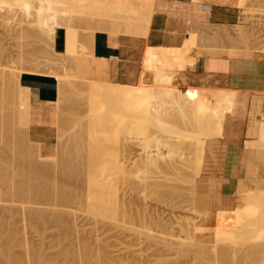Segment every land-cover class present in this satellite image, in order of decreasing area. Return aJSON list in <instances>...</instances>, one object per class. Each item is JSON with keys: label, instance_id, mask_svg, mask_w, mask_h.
Masks as SVG:
<instances>
[{"label": "rangeland", "instance_id": "obj_1", "mask_svg": "<svg viewBox=\"0 0 264 264\" xmlns=\"http://www.w3.org/2000/svg\"><path fill=\"white\" fill-rule=\"evenodd\" d=\"M13 1H17V0H13ZM13 1H10V2H8V4L5 5V7L8 6L7 9L4 7L8 11V13H7V11H4V13L6 12L7 15L9 14V16L11 15V13L16 14L15 17H12L14 19H12L10 17L9 20H11V19L12 20L8 22L6 20L7 17H5L6 14L4 17L2 16L3 19L5 18V21L3 19H0V57H1L0 58V69L2 68L0 70V73H1L0 74V77H1V79H0V90H1L0 91V99H1V101H0V235H1L0 241H1V239L6 240V242H8V244L10 246L8 251L11 250V252H12V253L8 254L10 256H8L7 254L4 255L1 253L0 254V260H2V261L0 262V264L3 262V260L6 261V259H8V257H11V255H13L14 257L13 256L12 257L16 258V259H17V257L20 258V261L23 262L22 264H78V262L79 263L81 262V260L78 259L79 255L76 254L78 258L76 256H73L74 254L70 253L68 251V249L69 250L73 249V250L77 251V248H81L80 243H83L84 241H86L87 243L90 242V244L93 248L94 247L96 248L98 246L97 248L101 249L103 252L105 251L106 254H104V255L106 257L105 259H107V260H105L102 264H104V263H106V264H173V263L174 264H197V262H200L198 258H200L201 252H198V255H200L199 257L197 254L195 255V256H197L196 259H198V260H196L195 257L193 258L191 256L192 254L191 255L188 254V251H186V250H188V248H186V250L184 249V251H183L181 249H183L184 247L183 248H181V247L184 245L180 244L181 245V247H180V245L177 243V241H179L181 239H183L185 241L184 238H185V236H187V234H186L187 231H185L183 229V226L185 224H187L186 222L191 221L190 223H193V222L199 221V216H198L199 215L198 214L199 209L193 204L195 199L192 202V199H190V198L195 195L196 174H199L200 171L194 172L192 169H190V167H188L189 168L188 169L186 166L188 172H192V174L190 175V173H188V172H186V173H188V174H186L184 171L183 172L185 174H182V170H180V167H182L184 164L178 163L179 170L175 169V171H178L183 176L184 175H186V176L190 175L188 181H186L188 176L187 177L186 176L183 177L182 175L180 176V178H182V177H183V179L186 178V179H184L186 181L185 182V181H182L183 179L182 180L177 179V178H179L178 176L176 179H172L174 177V175L171 174L172 172H170V169H169L170 173L167 170L160 171V172L159 171L155 172L156 171L155 170L153 172V171H147L146 168L142 167L140 163H141V157H142L143 151L141 149V145L139 144V140H140L139 137L141 136V134L138 133V131H139L138 128L132 129V127L135 126L137 123L136 116L133 113H131V111L129 109H127L125 102L121 98L122 93L119 92L116 97H111V98L106 100V99L101 97L100 87L97 85H96L97 86L96 87L92 84L95 81V77L102 73L103 68L101 66H99L96 74H94V73L88 74V69L86 68V65H84V64H88V61L90 60L89 57H86L89 60L85 58L86 60L84 61V64H82L81 67H79V68L75 67V65L73 66V64H71L72 62L69 59H68V61H65V66L58 65L60 63V61H58L59 56L60 55L68 56L69 55V49L65 46L60 45V44L55 45L54 44L55 42L53 40L51 41L53 43V45L49 46L46 43L47 40H46V36H44L45 34H42L40 32L41 36L45 37L44 39L46 41L44 39H42V37L39 34V37H41V39H42L41 40L37 36V33L39 31V27L37 26V28H36V26H34L36 24L33 23V22H36L35 19L32 21V19H31L32 16H31V18H29V19L32 22L28 21L29 20L28 18H27L28 22L23 21V19L25 17L23 14L24 10L23 11L21 10V8H23V6L20 5L21 3L18 2L19 0L17 1V3L19 5L16 2L13 3ZM66 1H68V2L67 3L59 2L57 4L58 7L62 8V7L71 6V2L73 0H66ZM249 1L251 3L247 4ZM90 2L92 3V5H96V4L98 5L99 3H102V0H78V3H81V4L86 3V5H81L79 7V12H78L79 15H77L78 17L83 12L85 6H87L86 8H88V9H92L94 7V6L93 7L89 6ZM236 2L241 6V9H242L241 18L237 23H235V24H218V25H207V24L200 25L196 29V33H194V32L192 33L195 37H193V35H192V38H191L192 40H190L188 43H186L185 46H183V48L181 49L182 51L180 53L167 52L164 55L165 56L164 60H163L164 66L161 68L160 72L156 75V77H158V78L159 77L160 78H166L167 77V78L173 79L176 81L175 83L177 86H179L181 88H186V85L178 83L179 81L176 78V71L184 68V66L181 65L182 62L186 63V61H187V62L193 63L194 57L188 56V53L191 51V48H192L193 44L195 43L196 36L198 37V39L200 40V42L202 44V47L199 49V53H204L206 55H225V56H229V57H252L247 52H245V49H247V47L255 49V50H256V48H261V46L264 47V5H263L264 0L263 1L262 0H237ZM254 4H255V6H254ZM257 4L258 5L260 4L259 7ZM250 5H251V7H250ZM82 6H83V8H81ZM10 7H12L13 9H11ZM89 7H91V8H89ZM5 9H3V10H5ZM260 12H261V15H260ZM82 15H84V13L81 14V16H80L81 19L80 18L78 19L76 16V19L73 21V25H74L73 28L74 29H80L79 31H81V32L87 30V28H89V30H91V31H107V32H109V30H110L109 27L106 24H104L102 21L99 20L97 14H93L91 16L88 15L86 18H84V16H82ZM9 16H8V18H9ZM2 17H0V18H2ZM33 26H34V29H33ZM26 27H27V29H25ZM84 27L86 29H84ZM63 28L66 29L68 27L63 26ZM32 29L35 31L34 32L28 31V30H32ZM244 29H245V31H244ZM241 31L243 33V36H242ZM31 32H33L36 35H32ZM244 34H245V37H244ZM137 35H141V34H137ZM246 35H247V38H246ZM252 41H253V43H252ZM245 43H247V44H245ZM249 45H252V46H249ZM44 46H46V47H44ZM37 54L38 55L40 54V55L38 56ZM24 55H25V57H27V59L26 58L24 59ZM173 55H178V57L175 58ZM29 57H31V58H29ZM32 58H33V60H35V59H39V60H43V61L54 60L55 63L59 62L58 64L57 63L55 64L54 61H50L51 64L54 63V65H56L54 67V69L57 68V70L55 69L57 71L56 74H58V75L60 74L59 76L62 77L64 75L69 74V73L66 74L65 73L66 71L70 72L71 76H69V77L73 78L72 76H74V78H73V79H75L74 83H77V84H74L73 88L72 87L69 88L70 92L68 91V93H67L69 99L71 98L69 100L70 102L67 101V105L65 104L61 109L58 108L59 109L58 111H61L60 113L58 112L57 118H56L58 136L56 139V143H55V145L51 151V153H53V154L55 153L54 154L55 156L53 154H49L47 156L48 158L46 156L42 157L40 155V148L39 147L37 148L38 145L35 143H34L35 144V147H34L33 142L29 139V137L27 135V131L25 128H27L28 126L23 121V118H21V110L22 109L20 107V102H19V98H18V87H16V89H15L14 86L12 85V84H15V83H12L13 78H12V80H10V78L12 77V76L10 77L12 71H15V70L19 71V69H20V71L29 70V68H30L29 66H33V65H30V63L33 64V60H31ZM23 59H24V61H23ZM25 60H28V62ZM82 66H84V69H87V70H84ZM74 67L77 70L79 69L78 70L79 73H80V69H81L80 75H79V73H77V70L74 69ZM45 68H47V67L45 66ZM56 71H54V72H56ZM62 71H64V72L62 73ZM77 76H79V77H77ZM6 77H8V78H6ZM82 77H85L87 82ZM76 79H79V80H76ZM4 81L6 82V85H5ZM8 81L11 84H9V86L7 88V85L9 83ZM88 82H90V83L92 82L91 86H90V84L89 85L87 84ZM146 82H148V83L151 82L150 76L146 77ZM125 84H126V86H123V87L131 88V89H134L136 86H138V83H135V84L125 83ZM80 88H83V89H80ZM187 88L190 89V92H189V94H186V93L182 94L181 103H182V106H184L186 108L187 112H189V113L191 112V110L193 108H200L201 109L202 105H209L212 108H215L218 105L219 106L221 105L222 107H224L226 102H227V98H226V94L224 92H221V91L234 90L232 88H210V87L209 88H197V87H190V86H187ZM10 89H11V91H10ZM7 90H8V92H7ZM71 95H72V97H71ZM8 97H10V98H8ZM16 97L18 98V100L16 99ZM6 98L9 101V103L7 102ZM77 98H79V100H77ZM93 100L94 101L96 100V104H94L92 107L87 108L88 107L87 104L88 103L91 104L93 102ZM4 101H5V103H3ZM79 101L81 103H83V102L84 103L81 104ZM77 102H79L78 107L79 106L81 108L83 107L82 110L81 109L79 110L77 108ZM8 104H10V105H8ZM169 104H171V103H169ZM254 107L257 109L259 115H261V113L263 112V117H264V101H260V102L256 103ZM4 108H6V109H4ZM76 108L78 109V113H77V110H75ZM9 109H10L11 113H10ZM11 109H13V110H11ZM5 112L8 115L10 113V115L8 116ZM72 113H74V114H72ZM3 114H4V116H3ZM60 114H61V116H60ZM76 114H79V115L77 116ZM72 115L76 118V121ZM81 116L84 118V123H83V121H81V118H82ZM79 117H80V119H79ZM91 119H97L99 122V125H100L97 138L94 140V142H98V147H99V149H97L98 148L97 146H96L97 148L95 147L99 151L98 161H97L96 165L93 166L92 169H90V174H89V177L91 178L92 186L94 187V195H95V197H97L95 199L99 202H103V203L109 204V205H116V204L122 203V202H127L128 204H130L131 205L130 207L132 210L128 213L129 215H131V218H129L131 220H128L129 222H125L123 216L120 213H119L120 215L118 214L119 215L118 217H110V216L104 215L102 213L101 214H94L93 212H91L89 210L86 211L87 205L84 202L85 197L82 199L83 195L85 194V190H86L85 189L86 188V182H85L86 179L84 178V181H83V177L86 175V174H84V172H86L85 171V168H86L85 163L87 162V160L89 158L87 154H89V152L91 150V142L89 141V139H87V137H88L86 134L87 128L85 126L88 125L87 120H91ZM206 119H207V116H204L203 122H205ZM12 120L15 123L12 122ZM80 121H81V123H80ZM77 122H79L80 124ZM103 123H105V125L102 126ZM60 124H61V126H60ZM82 124H83L84 129L82 127ZM75 125L76 126L79 125L81 127H79V126L76 127ZM216 127L221 128L222 124L218 123ZM76 128H78V130ZM151 129L153 130V134L150 136L151 139L154 140L156 137H161L163 139H165V138L167 139L166 133L159 131L155 127H151ZM10 130L12 132H10ZM77 131H78V133H77ZM13 133H15V134H13ZM22 134H24V135H22ZM71 134L72 135L75 134L73 136L74 137L76 136L78 138L75 137L76 140H73L74 137ZM78 134L79 135L81 134V135L79 136ZM82 134L85 136H83ZM204 134L212 136L211 132L206 131V130H205ZM67 135H68V137H67ZM23 136H25V137H23ZM81 136L84 138H81ZM65 137H67V138H65ZM255 137H256V135H255ZM187 138H189V140H191V142L194 141L193 147L199 146V142L197 141L196 138H194L193 140L190 137H187ZM62 139H63V141H62ZM77 139H79L81 142ZM185 139H184V141H185ZM22 140H24V141L22 142ZM87 140L89 142H87ZM69 141H71V142H69ZM74 142H75V144H73ZM79 142H80V144H79ZM154 142L155 141H153V143ZM189 142H187V143H189ZM23 143L26 145H24ZM68 143H70V144H68ZM76 143H78V145ZM182 143H183V140H182ZM185 143H186V141H185ZM61 144H63V146ZM70 145H71V147H70L71 151L69 149V152H68L66 148H68ZM190 145L188 144V146H187V147H189V149H190ZM74 146H75V148H73ZM87 146H88V148H87ZM8 147L9 148L11 147V148L9 149ZM187 147L186 148L184 147V150H186ZM191 147H192V145H191ZM63 148L65 151L63 150ZM25 149H26V151H25ZM27 149H29V150H27ZM182 149H183V147H182ZM76 150L77 151L81 150V151L75 152ZM82 150H84V151H82ZM188 150H186V151H188ZM191 150H192V148H191ZM62 151H64L63 152L64 155L61 154ZM186 151L182 150L183 156H185V157L188 156L187 154H184ZM193 151H191V153ZM65 152L66 153L68 152V154H66ZM188 152L190 153V151H188ZM188 152H186V153H188ZM79 153H81V154H79ZM25 155H26V157H28V159H26ZM43 155H45V154H43ZM51 155H53L54 158L49 157ZM75 156L77 159L75 158ZM21 157H23V158H21ZM62 157H64V158H62ZM49 158H51L50 160H53V161H50ZM58 158L59 159L62 158V159L59 161ZM69 158H71V159H69ZM21 159L22 160L24 159L23 160L24 162ZM30 159H31L32 163L30 162ZM68 159L71 162H69ZM77 160H80V163H78ZM34 161H35V163H34ZM81 161L83 162V164H81ZM25 162H27V163L25 164ZM41 162H43L44 165ZM67 162H69V163H67ZM72 162L75 164L74 165L75 167H73ZM47 163L50 165L51 170H50L49 165H47ZM51 163H53V164H51ZM32 164H34V165H32ZM58 164H60V165H58ZM76 164L79 165L78 167L81 166L84 168L83 169L79 168V169H81L79 171L78 168L76 167ZM181 164H182V166L179 167V165H181ZM51 165H54V166H51ZM22 166H24V167H22ZM31 167L32 168L34 167V169L36 168L33 171L36 172V174H38L39 178L37 177V175H34L35 173L33 171L30 172V170H32ZM44 167H45V169H44ZM65 167L68 169H65ZM72 167H73V169H72ZM139 167H141L143 170V173L147 174V176H148V178H147L148 180L146 182H144V183H146V184H144L146 186H144V185L141 186L142 183H140L138 178L133 176V174L128 175L124 172L125 169L126 170H131V169L137 170ZM75 169H77V171H76L77 173L80 172V173H78L79 175L74 172ZM183 169H184V167H183ZM40 170H42V171H40ZM47 171L49 172L48 176H47V173L42 174L43 172L45 173ZM166 171L168 173H166ZM32 172L34 175V176L32 175L33 177L31 176ZM162 172H164V173H162ZM178 172H175V173L177 174ZM59 173L62 176L63 175H65V176L62 178V176ZM67 174H69V175L71 174V175L67 176ZM74 174H76L77 176L75 175L76 176L75 177ZM40 175H42V176H40ZM26 176H27V178H26ZM71 176H72V178H70ZM60 177L62 179H60ZM66 177H68L67 178L68 180H66ZM168 177H170V178L168 179ZM190 177H191V179H190ZM30 178H32V179H30ZM40 178L42 180L41 182H40ZM5 179H6V182H8V185L4 181ZM46 179H48V181ZM69 179H70V181H69ZM30 180H34V181L32 182ZM35 180L37 183L35 182ZM51 180H53V181H51ZM81 180H82V182H81ZM55 181H56V183H54ZM68 181L70 183L67 184L66 182H68ZM71 181H73V182H71ZM157 181H158V183H157ZM47 182H49V185L47 184ZM60 182H61V184H59ZM150 182H151V184H150ZM159 182H161L162 185H165V183H166L167 186H162ZM32 183H34V185L36 183V185L34 186ZM63 183H64V185H63ZM75 183H76V186H75ZM155 183H157L158 186H155ZM38 184L39 185L41 184L40 187H42V188L38 187L39 186ZM58 184H59V186H58ZM72 184L76 188L74 186H72ZM31 185H33L32 188H31ZM55 185H56V187H55ZM67 185H68V187H67ZM25 186H26V188H25ZM44 186L46 187L47 192H45V190H43V189H45ZM63 186H65V187H63ZM47 187L49 189H47ZM60 187L63 191L61 189L58 191V188H60ZM73 187L75 190H73ZM157 187H161V188L157 189ZM56 188H57V191H56ZM67 188L70 189L69 190L70 193L68 192ZM53 190H55L56 192L55 191L53 192ZM78 191H79V194H77V195L78 196L80 195L79 198H81L82 200L78 199L76 197V193H78ZM9 192H10V194H8ZM12 192H14V193H12ZM44 192L46 193V195ZM58 192H60V193L57 197ZM38 193H40V195H37ZM42 193H44V194H42ZM61 193H63V194H61ZM66 193L68 195V198H66L67 197ZM47 194H49V196ZM44 195H45V197H44ZM60 196H61V198H60ZM63 196H65V197H63ZM48 198H50V199H48ZM57 198H59V200H61L59 203H58L59 200L57 201ZM69 199L70 200L72 199L71 201L74 200L76 203L74 201L73 202L70 201L71 202V205H70ZM62 200H64L65 202ZM66 200H68V201H66ZM66 202H67V206H65ZM14 209H15V211H14ZM62 210H63V212H60ZM65 210L68 211L67 216H65L66 220H65V218H62V217H64L63 215H66ZM55 211H56V213H55ZM72 211H73V214L71 213ZM58 212L63 213V215L59 214ZM59 215H61L62 217H59ZM12 217H13V219H12ZM16 217H18V218H16ZM85 218H86V221H85ZM14 219H15V221H14ZM78 219H79V221H76ZM153 219H154V221H153ZM3 220H5L4 221L5 223L3 222ZM61 221H63V222H61ZM149 221L150 222L152 221L153 223H151V225H150ZM1 222H2V224H1ZM160 223L162 224V226H160L161 225ZM3 224L6 227L3 226ZM147 224H149V225H147ZM164 225H166V227H167V228H165V230H164ZM150 226H152V227H150ZM171 226H172V228H171ZM160 229H162V230H160ZM10 230H11V232H10ZM168 230H171V232H169ZM4 232H6V233H4ZM146 233H151V234H154L155 236L153 235L154 237L150 236L147 238V236H149V235H146ZM81 234L83 237L81 236ZM8 235L11 237H8ZM6 236H7V239L5 238ZM167 238L169 240L171 238V240L176 241V244H175V242L171 243L172 246L170 244H167L165 242V239H167ZM83 239H85V240H83ZM155 239H157L159 242ZM186 241H190V239L187 238ZM196 241H199V240L195 239V242ZM3 242H5V241H3ZM231 242L233 245L232 244H230V245H231V247H233L234 246V239H221V240H214V241L213 240H205V244H204L205 246L204 245L203 246H204V249H206V248L209 249V247H211L212 250L213 249L215 250V248H212V246L213 247L216 246V249L222 248V246H223L222 243H223L224 244L223 247L229 248L227 246ZM196 243H198V242H196ZM225 243H227V245ZM195 244H193L194 246H192L190 244L192 246V248H190L191 251L190 250L189 251L190 252L193 251L192 252L193 254H195V252L197 253V251L192 250L193 247L197 246V249L199 248V250H202V249H200L201 245H199V244L195 245ZM206 244H208V245H206ZM215 244H217V245H215ZM234 248H236V245ZM175 250H177V252ZM195 250H196V248H195ZM228 250H230V249H228ZM234 251L232 252V254H230L231 252L228 253V255H230V256L228 258L227 263H229V264L231 261H233V260L229 261L230 258H232V259L235 258V255L240 251L238 253V255H236L239 257V255H242L241 251L243 252V250H241V249L239 251L236 250L235 253H234ZM183 252H185V253L182 254ZM32 254L34 257V261L32 260ZM35 254H37L36 255L37 259L34 256ZM1 256H2V258H1ZM3 256H5V257L7 256V257L3 258ZM28 257H30V258H28ZM23 258H24L25 262H24V260H22ZM177 258H178V260H177ZM30 259L33 262H31ZM157 260H159V263ZM192 260H193V262H192ZM201 260H203V259H201ZM220 261H221V264H224V263H222V260H219V262ZM28 262H30V263H28ZM96 262H98V260L94 259V260H91L89 263L90 264H96ZM201 262H200V264H201ZM204 262H206V261L203 260L202 264H211V263H207V262L204 263ZM89 263H87V264H89ZM259 263L263 264L262 261H259ZM213 264H217V262H214ZM231 264H232V262H231Z\"/></svg>", "mask_w": 264, "mask_h": 264}, {"label": "bare ground", "instance_id": "obj_2", "mask_svg": "<svg viewBox=\"0 0 264 264\" xmlns=\"http://www.w3.org/2000/svg\"><path fill=\"white\" fill-rule=\"evenodd\" d=\"M10 1H13V0H0V17H2V16L4 17L5 16L6 12L4 13V11H7L6 9L8 8V6L5 7V5L8 4V2H10ZM17 1H13V3L14 2L17 3ZM132 1H134V0H132ZM138 1L141 2V0H138ZM138 1H136V2L138 3ZM18 2H20L21 3L20 5L23 6V8H21V10L22 11L24 10V13L23 12L22 13L26 17L25 18L23 16L24 17L23 21H27L29 18H31V16H32V18H31L32 21L35 19L36 22H33V23L36 24V25H34V26H36V28H37V26L39 27V31L37 33V36L38 37H39V34L41 36V33L42 34H45L44 36H46V40H47L46 43L49 46L50 45H53V43L51 42L53 40L55 42L54 43L55 45L60 44V45L65 46V47H67L69 49V55L68 56H65V55H60L61 57L59 56V60L58 61H60V63L58 62L59 63L58 64L56 62L58 65L65 66V61H68V59H69L72 62L71 64H73V66L75 65V67L79 68V67H81L82 64H84V61L86 59H88L86 57H89L90 60L88 59L89 60L88 61V64H84V65H86V68L88 69V74H91V73L96 74L97 71H98V67L99 66H101L103 68L102 73L95 77L94 83L91 82L94 86L97 85V86L100 87L101 97L107 100V99H109L111 97H116L119 92L122 93L121 94V96H122L121 98L125 102V105H126L127 109H129L131 111V113H133L136 116L137 123H136L135 126L132 127V129L138 128L139 129L138 133L141 134V136L139 137V139H140L139 140V144L141 145V149L143 151V154H142V157H141V163H140L142 167L146 168L147 171H153V172L155 170H156L155 172H157V171L160 172V171H164V170H167L169 172V169H170V172H172L171 174H173L174 177L176 176L175 178L173 177L172 179H176L177 176H178L179 178H177V179H179V180H182L183 177L186 176V175L183 176L182 174H185L186 172H188V170H187L188 167H190V169H192L194 172L200 171V173H201V170H202V167H203V161H204L205 146H206L207 141L209 139L213 138V137H216V136H219V135H222L223 134V131H224V128H225L224 127L225 126V123H227L229 121V115L234 112L235 104H236V96H237V90L236 89L229 90V91H225V90L224 91H221V92H224L226 94V98H227V102H226V104H225L224 107H222L221 105L220 106L218 105L215 108H212L209 105H202L201 106V109L200 108H193L190 113L187 112L186 108L184 106H182L181 97H182V94H185V93L186 94H189L190 89H188L187 87L186 88H181V87L177 86L176 83H175L176 81L173 80V79H170V78H167V77L166 78H160V77L158 78V77H156V75L160 72L161 68L164 66V64H163V62H164L163 60H164V57H165L164 55L167 52L180 53L182 51L181 49L183 47H181V48H177V47H175V48H173V47L172 48L171 47H157V48L156 47H147L148 48V49L146 48L147 49L146 50L147 51L146 52L147 54L144 57L145 59H143L144 72L141 75V78H139L140 80L138 82V86H136L134 89L127 88V87H123V86H126L125 83L113 82V81L109 80V78L107 76V72H106V65L104 63H102L99 59H97L95 57V55H94V46H95V43H96L95 42V39H96V33H97V31H91V30H89V28H87V30L81 32V31H79L80 29H74L73 28L74 27L73 21L76 19V16L79 15L78 14L79 7L81 5H86V3L81 4V3H78V0H73L71 2V6L59 8L58 5H57L59 2L67 3L68 1H66V0H19ZM249 3H251V2L249 1L247 4H249ZM259 5H258V7H259ZM89 6H91V7L94 6V7L92 9H88V8H86L87 6H85L83 12L81 11L82 12L81 14L84 13V15H82V16H84V18H86L88 15L91 16L93 14H97L99 20L102 21L104 24H106L109 27V29H110L109 32L128 33V34H132V35H137V34L147 35L148 34L149 29H150V25H151V21H152V17H153V14H154V9H155L153 7L152 0H142V3H140V4L138 3V5H134L132 2H130V0L129 1H123V0H102V3H99L98 5L97 4L96 5H92V3L90 2L89 3ZM254 6H255V4H254ZM91 7H89V8H91ZM250 7H251V5H250ZM10 8L13 9L12 7H10ZM81 8H83V6ZM3 9H5V10H3ZM7 13H8V11H7ZM13 14L14 13H11L10 16H9V14L8 15L6 14L5 17H7L6 20L8 22L11 21L12 19H14L12 17H15L16 14H14V15ZM81 14H80V16H81ZM260 15H261V12H260ZM8 16H9V18H8ZM80 16L79 17L77 16V18L79 19ZM3 17L0 18V19H3ZM10 17L12 18L11 20H9ZM3 20L5 21V18ZM28 21L32 22L30 19ZM34 26H33V29H34ZM63 26H66L68 28L64 29ZM25 29H27V27ZM33 29L32 30H28V31H33L34 32L35 30H33ZM84 29H86V28L84 27ZM244 31H245V29H244ZM33 32H31L32 35H36ZM241 33H242V31H241ZM192 35L193 34H191V37L188 40L184 41L185 42L184 46L186 45V43H188L190 40H192L191 39L192 38ZM44 36H41L42 39L45 38ZM242 36H243V33H242ZM41 37H39V38L41 39ZM193 37H195V36L193 35ZM244 37H245V34H244ZM246 38H247V35H246ZM252 43H253V41H252ZM245 44H247V43H245ZM249 46H252V45H249ZM44 47H46V46H44ZM245 52H247L252 57H264V47H262V46H261V48H256V50L247 47V49H245ZM173 56L175 58L178 57V55H173ZM25 58L27 59V57H25V55H24V59ZM29 58H31V57H29ZM24 59H23V61H24ZM31 60H33V58ZM25 61L28 62V60H25ZM50 61H54V60H46V61H43V60L35 59V60H33V64L30 63V65H33V66H29L30 67L29 70L20 71V69H19V71H16L14 69L15 71H12L11 72L10 77L11 76L12 77L11 78L9 77V78H10V80H12V78H13L12 83H15V84H12V85L14 86L15 89H16V87H18V98H19V102H20V107L22 109L21 110V118H23V115H27L29 113V106H30L29 98H28V95L26 94V89L23 88V87H21L20 82H19V78H20L21 74L23 72H26V71L27 72H31V73H39V74H47V75H53V76H55L58 79V82H59V88H58L59 89V94H58L59 95V98H58V100H56L57 101V103H56L57 104V107L59 109H61L65 104L67 105V101L70 102L69 100L71 98L69 99L67 93H68V91L70 92L69 88H71V87L73 88L74 87V84H77V83H74L75 82L74 81L75 79H73L74 76H72L73 78L69 77V76H71V74H70V72H67L66 71L65 73L66 74L69 73V74H67V75H64L63 74L64 76L60 77L59 76L60 74L59 75L56 74L57 73V71H56L57 68H55L56 70L54 69V67L56 66V65H54L55 61H54L53 64H51ZM187 64H192V62H187V61H186V63L185 62L184 63L182 62L181 65L185 67ZM45 66L47 68H45ZM75 67H74V69H76ZM82 67L84 69V66H82ZM87 69H84V70H87ZM78 70H77V73H79ZM54 71H56V72H54ZM63 72L64 71H62V73ZM80 73H81V69H80ZM80 73H79V75H80ZM148 76H150V78H151V82H149V83L146 82V77H148ZM77 77H79V76H77ZM6 78H8V77H6ZM82 78L85 79V77H82ZM0 79H1V77H0ZM76 80H79V79H76ZM85 81L87 82L86 79H85ZM10 82L8 83L7 88L9 86V84H11ZM4 83L6 85V82L5 81H4ZM91 83L88 82L87 84L88 85L90 84V86H91ZM80 89H83V88H80ZM10 91H11V89H10ZM7 92H8V90H7ZM71 97H72V95H71ZM8 98H10V97H8ZM6 100H7V98H6ZM77 100H79V98H77ZM0 101H1V99H0ZM7 102L9 103L8 100H7ZM79 102H77V108L79 110L80 109L82 110L83 107L82 108L80 106L78 107V103ZM3 103H5V101ZM83 103H81V104H83ZM169 103H171V104H169ZM94 104H96V100L95 101L93 100V102L91 104L88 103L87 104V106H88L87 108L92 107ZM8 105H10V104H8ZM34 108H33V111H34ZM77 108L75 110H77V113H78V109ZM4 109H6V108H4ZM11 110H13V109H11ZM9 111H10V109H9ZM58 112L60 113L61 111H58ZM10 113H11V111H10ZM10 113H9V115H10ZM4 114H3V116H4ZM72 114H74V113H72ZM33 115H34V113H33ZM76 115L78 116L79 114H76ZM60 116H61V114H60ZM204 116H207V119H206L205 122H203V117ZM73 118L76 121V118L74 116H73ZM79 119H80V117H79ZM81 121H83V123H84V118L83 117L81 118ZM81 121H80V123H81ZM87 121H88V125H86L85 127L87 128V130H86V134L88 136L87 139H89V141L91 142V150H90L89 154L86 153L89 158L87 157L88 160L85 163L86 164V168H85V171L86 172H84V174H86L85 175L86 177L83 175L84 176L83 177V181H84V178L86 179L85 180V182H86V188L85 189L86 190H85V194L82 192L84 194L83 197H82V199L85 197L84 198V202L87 205V210L86 211L89 210V211L93 212L94 214H101L102 213V214L107 215V216H110V217H118L121 214L123 216V218H124V221L125 222H129L128 220H131V219H129V218H131V215H129L128 213L132 210L131 207H130L131 206L130 204H128L127 202H122V203H118L116 205H109V204H105L103 202H99V201H97L95 199L97 197H95V195H94V187L92 186L91 178L89 177V174H90V169H92L93 166H95L96 163H97V161H98L99 151L97 149H99V147H98V142H94V140L97 138L98 130H99L100 125H99V122H98L97 119H91V120H87ZM12 122H14V121L12 120ZM77 123H79V122H77ZM218 123H221L222 124V127L221 128H217L216 127ZM103 125H105V123H103L102 126ZM60 126H61V124H60ZM77 126H79V125H77ZM79 127H81V126H79ZM82 127H83V124H82ZM151 127H155L159 131H161L163 133H166L167 134V139L166 138L163 139L161 137H156L154 140L151 139L150 136L153 134V130L151 129ZM25 129H27V128H25ZM76 129L78 130V128H76ZM83 129H84V127H83ZM205 130L211 132L212 136L204 134ZM10 132H12V131L10 130ZM253 132L256 135L255 139H253V140H247V143L248 144H253V145L264 146V117H263V112L261 113V115L257 114L254 117ZM15 133H13V134H15ZM77 133H78V131H77ZM232 133H233V131H232ZM22 135H24V134H22ZM73 135H75V134H73ZM83 136H85V135H83ZM225 136H227V135H225ZM23 137H25V136H23ZM67 137H68V135H67ZM67 137H65V138H67ZM75 137L73 138V140H76ZM187 137H190L192 140L194 138H196L197 141L199 142V146H194L193 147V142L194 141L191 142V140H189V138H187ZM76 138H78V137H76ZM81 138H84V137L81 136ZM183 138L184 139L186 138L185 139L186 143H185V141H184ZM79 139H77V140H79ZM182 140H183V143H182ZM23 141L24 140H22V142ZM62 141H63V139H62ZM89 141L87 140V142H89ZM153 141H155V142L153 143ZM69 142H71V141H69ZM80 142H79V144H80ZM187 142H189V143H187ZM33 144H34V142H33ZM35 144H37V141H36ZM35 144H34V147H35ZM68 144H70V143H68ZM73 144H75V142ZM76 144L78 145V143H76ZM188 144L189 145L190 144L192 145V147L190 145V149H189V147H187ZM24 145H26V144H24ZM38 145H39V143H38ZM61 145L63 146V144H61ZM75 146L73 148H75ZM38 147L39 146H37V148ZM70 147H71V145L68 148H66L68 152H69ZM182 147H183V149H182ZM184 147L185 148L187 147L186 150L189 149L188 151H190V153L188 151L184 150ZM87 148H88V146H87ZM191 148H192V150H191ZM181 149L183 151L188 152V153H186V152L184 153V154H187L188 156H186V157L183 156V152H182ZM27 150H29V149H27ZM63 150H64V148H63ZM25 151H26V149H25ZM64 151H62V153H61L62 155H64L63 154ZM70 151H71V149H70ZM78 151L80 152L81 150H78ZM78 151L76 150L75 152H78ZM82 151H84V150H82ZM191 151H193V152L191 153ZM68 152L67 153L65 152V153L68 154ZM50 154H53V153H50ZM79 154H81V153H79ZM40 155L42 157H44V156L47 157L49 154L48 155H43L42 151L40 150ZM53 155H51L49 157L54 158L55 155L54 156ZM25 157H26V155H25ZM21 158H23V157H21ZM51 158H49V160ZM62 158H64V157H62ZM71 158H69V159H71ZM75 158H76V156H75ZM26 159H28V157H26ZM61 159L58 158L59 161ZM69 159H68V161H69ZM50 161H53V160H50ZM77 161H78V163H80V160H77ZM30 162H31V159H30ZM69 162H71V161H69ZM69 162H67V163H69ZM26 163L27 162H25V164ZM34 163H35V161H34ZM41 163H43V162H41ZM53 163H51V164H53ZM178 163L184 164L183 166H182V164L179 165V167L182 166V167H180V170H182V174H180L178 171H175V169L179 170ZM60 164H58V165H60ZM81 164H83L82 161H81ZM32 165H34V164H32ZM43 165H44V163H43ZM47 165H49V164L47 163ZM72 165H73V167H75L74 166L75 165L74 163ZM51 166H54V165H51ZM78 166L79 165L76 164V167L78 168L79 171L84 168V167H81V166L78 167ZM186 166H187V168H186ZM22 167H24V166H22ZM49 167H50V165H49ZM73 167H72V169H73ZM183 167H184V169H183ZM79 168H81V169H79ZM35 169L33 167L32 170H30V172L33 171V170H35ZM44 169H45V167H44ZM65 169H68V168L65 167ZM42 170H40V171H42ZM50 170H51V167H50ZM76 171H77V169H75V171H74L76 174L80 173V172L77 173ZM167 171H166V173H168ZM33 172L31 174V176L33 175ZM124 172L126 174H128V175L129 174L130 175L133 174V176H135L136 178H138L139 182L142 183L141 186L144 185V184H146L144 182H146L148 180L147 179L148 178L147 174H144L143 173V170H142L141 167H139L137 170H133V169L126 170L125 169ZM175 172H178L177 173L178 175ZM34 173H35L34 175H37V177H38V174H36V172H34ZM46 173H47V176H48V173H49L48 171L45 172V173L43 172L42 174H46ZM162 173H164V172H162ZM188 173H190V175L192 174V172H188ZM188 173H186V174H188ZM200 173L199 174H196V178H197L198 175H200ZM76 174H74V176ZM68 175L69 174H67V176ZM181 175L183 176L182 178H180ZM190 175H187L188 176V177L186 176L187 179L186 178H184V179H186V181H188ZM40 176H42V175H40ZM64 176L65 175H63L62 178ZM26 178H27V176H26ZM41 178H40V182L42 181ZM62 178L60 177V179H62ZM67 178L68 177H66V180H68ZM70 178H72V176ZM169 178L170 177H168V179ZM30 179H32V178H30ZM48 179H46V180L48 181ZM184 179L182 181H185ZM190 179H191V177H190ZM53 180H51V181H53ZM4 181L6 182V179ZM30 181L33 182L34 180H30ZM69 181H70V179H69ZM69 181L66 182V183L67 184L70 183ZM35 182H36V180H35ZM71 182H73V181H71ZM81 182H82V180H81ZM161 182H159V183L161 184ZM6 183L8 185V182H6ZM36 183H35V185H36ZM54 183H56V181ZM157 183H158V181H157ZM157 183H155V186H158ZM32 184L34 185V183H32ZM47 184L49 185V182H47ZM59 184H61V182ZM59 184H58V186H59ZM150 184H151V182H150ZM33 185H31V188H32ZM40 185L38 187H40ZM63 185H64V183H63ZM26 186H25V188H26ZM72 186H74V185L72 184ZM75 186H76V183H75ZM144 186H146V185H144ZM162 186H167V185L165 183V185H162ZM48 187H47V189L50 188V187L49 188ZM55 187H56V185H55ZM63 187H65V186H63ZM67 187H68V185H67ZM74 187H73V190H75ZM40 188H42V187H40ZM158 188H161V187H157V189ZM60 189H61V187L58 188V191ZM43 190H45V192H47L46 191V187ZM69 190L70 189H68V192L70 193ZM54 191L55 190H53V192ZM56 191H57V188H56ZM12 193H14V192H12ZM40 193H38L37 195H40ZM44 193H42V194H44ZM59 193L60 192H58L57 197H58ZM8 194H10V192ZM61 194H63V193H61ZM77 194H79V191H78V193H76V197L78 199H81V198H79L80 195L78 196ZM45 195H46V193H45ZM45 195H44V197H45ZM47 195L49 196V194H47ZM66 196H67L66 198H68L67 193H66ZM63 197H65V196H63ZM60 198H61V196H60ZM48 199H50V198H48ZM190 199H192V202H193L194 199H195V195L192 196ZM58 200H59V198H57V201ZM64 200H62V201H64ZM71 200L69 199V202ZM60 201L61 200H59L58 203ZM66 201H68V200H66ZM73 201H71V202H73ZM71 202H70V205H71ZM193 204L195 205V201H194ZM65 206H67V202H66V205ZM14 211H15V209H14ZM60 212H63V210L60 211ZM65 212H66V215H63V213H59L58 212L59 214H61V215L64 216V217H62L61 215H59V217L65 218V216H67V212L68 211L65 210ZM55 213H56V211H55ZM71 213L73 214V211ZM198 214H199L198 215L199 216V221L193 222V223H190L191 221H189V222L188 221L187 222L185 221L187 224H185V225L183 224L184 226L182 225L183 226V229L185 231H187L186 232L187 236H185V238H184L185 241L183 239L177 241V243L179 245L180 244L181 245H184L182 247L180 245L181 248L184 247L181 250L184 251V249L186 250V248H188V250H186V251H188V254H190V255L192 254L191 256L193 258L195 257V259L197 258V256H195V255L196 254L198 255V252H201L200 253L201 256L198 255V257L200 256V258L203 259L204 261H206L207 263L213 264L214 262H217V264L218 263L221 264V261L219 262V260H222V263L229 264V263H227L228 262V258L230 256V255H228V253L231 252L230 254H232V252L234 250H235L234 251V253H235L236 250L239 251L241 249V250H243V252L241 251L242 255H239V257L236 256L240 252L239 251L235 255V258H233V259L230 258L229 259V261L230 260H233V261H231L232 264L233 263L234 264H257V263L260 264L259 261H262V263L264 264V186L263 185L256 184L254 186H251V185L245 184V185L241 186L240 189H239V200H238V204L233 209H229V210H202V209H199V213ZM16 218H18V217H16ZM12 219H13V217H12ZM65 220H66V218H65ZM4 221L5 220H3V222ZM14 221H15V219H14ZM76 221H79V219L76 220ZM85 221H86V218H85ZM153 221H154V219H153ZM61 222H63V221H61ZM151 223H153V222L151 221L150 222V225H151ZM1 224H2V222H1ZM147 225H149V224H147ZM166 225H164V230H165V228H167ZM3 226H5V225L3 224ZM160 226H162V224ZM150 227H152V226H150ZM171 228H172V226H171ZM160 230H162V229H160ZM168 231L171 232V230H168ZM10 232H11V230H10ZM4 233H6V232H4ZM146 235H149V236H147V238L150 237V236L151 237H154L155 236L154 234H151V233H146ZM81 236H82V234H81ZM8 237H11V236L8 235ZM186 237L188 239H190V241H186V239H187ZM5 238L7 239V236ZM195 239H198L201 243L199 241H196V242H198V243H196L195 242ZM221 239H234V246L231 247V245H230V244H232V242H231L227 246L229 248L223 247L224 244L222 243V245H223L222 248H218L217 247L218 249H216V246L215 245H217V244H215L214 245L215 247H213L211 245L212 248H215V250L214 249L212 250L211 247H209V246H208L209 249H207V248L204 249L205 240H213L214 241V240H221ZM83 240H85V239H83ZM155 240H157V239H155ZM1 241H0V254L2 253L4 255H6V254L8 255L9 253H12L11 250L8 251L9 250V247H10L9 244H8V242H6V240H2V239H1ZM3 241H5V242H3ZM165 242L167 244H170V245H171V243H174V242L176 244V241L171 240V238H170V240L168 238L165 239ZM88 243L86 241H84L83 243H80V245H81L80 247L81 248H77V251L76 250H73V249H71V250L68 249V251L70 253H73L74 254L73 256H76L77 257V255H79V258L78 257L77 258L79 260H81L82 263L81 262L80 263L78 262V264H87L91 260H94V259L95 260H98V262H96V264H102L105 260H107V259H105L106 257L104 255V254H106L105 251L103 252L101 249L97 248L98 246L96 248L95 247L93 248L91 246L90 242H88ZM195 243L196 244H199L200 243L199 244V245H201L200 246L201 247L200 249H202V250H199V248L197 249V246L196 247H193L192 250L197 251V253L195 252V254H193L192 253L193 251L190 252L191 251L190 248H192V246H194L193 244H195ZM188 244L189 245L191 244L192 246L191 245L189 246ZM225 244L227 245V243H225ZM206 245H208V244H206ZM235 245H236V248H234ZM195 248H196V250H195ZM228 249H230V250H228ZM175 251L177 252V250H175ZM185 252H183L182 254H184ZM36 255L37 254H35L34 256L36 257ZM8 256H10V255H8ZM12 256L13 255H11V257H8V259H6V261L3 260V262L1 264H22L23 263L22 261H20V258L17 257V259H16V258H13L14 256L13 257ZM4 257L5 256H3V258ZM1 258H2V256H1ZM28 258H30V257H28ZM200 258H198V259H199L200 262L202 261L201 262V264H202L203 263V260H201ZM36 259H37V257H36ZM198 259H196V260H198ZM22 260H24V258ZM32 260L34 261L33 254H32ZM159 260H157L158 263H159ZM177 260H178V258H177ZM1 261L2 260H0V262ZM30 261H31V259H30ZM33 261H31V262H33ZM24 262H25V260H24ZM192 262H193V260H192ZM200 262H197V264H200ZM206 262H204V263H206ZM231 262H230V264H231ZM28 263H30V262H28ZM104 264H106V263H104Z\"/></svg>", "mask_w": 264, "mask_h": 264}, {"label": "crops", "instance_id": "obj_3", "mask_svg": "<svg viewBox=\"0 0 264 264\" xmlns=\"http://www.w3.org/2000/svg\"><path fill=\"white\" fill-rule=\"evenodd\" d=\"M136 1L130 0L134 5L142 3ZM236 1L152 0L155 9L147 35L97 31L94 55L106 65L109 80L138 83L147 47L181 48L200 25L237 23L242 9ZM201 47L196 36L188 53L194 57L193 63L176 71L179 83L186 87L232 88L237 96L223 134L206 143L203 167L195 182V205L202 210H229L238 204L241 186H264V146L247 143L255 139L253 123L258 111L254 106L264 101V57L206 55L199 53ZM19 82L30 103L29 113L23 115L27 135L48 155L58 136V79L23 72Z\"/></svg>", "mask_w": 264, "mask_h": 264}]
</instances>
